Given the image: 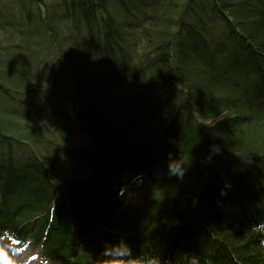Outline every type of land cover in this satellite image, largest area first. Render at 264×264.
I'll return each instance as SVG.
<instances>
[{
    "label": "trees",
    "instance_id": "16d2710c",
    "mask_svg": "<svg viewBox=\"0 0 264 264\" xmlns=\"http://www.w3.org/2000/svg\"><path fill=\"white\" fill-rule=\"evenodd\" d=\"M262 221L264 0H0V264H264Z\"/></svg>",
    "mask_w": 264,
    "mask_h": 264
},
{
    "label": "clouds",
    "instance_id": "9594fccd",
    "mask_svg": "<svg viewBox=\"0 0 264 264\" xmlns=\"http://www.w3.org/2000/svg\"><path fill=\"white\" fill-rule=\"evenodd\" d=\"M213 152H219L218 145L212 146ZM186 167L179 161L172 162L170 159L169 173L175 175L178 178H183L186 172ZM230 182L225 183V187L221 189V195L227 194V189L230 188ZM123 189L120 194H123ZM261 234H264V221L260 224L253 226ZM261 244L264 245V240H261ZM102 255L106 257L101 261V264H172L171 260H162L159 255L154 254H142L140 256H133L131 246L123 239L119 243L113 245H106L103 249ZM44 264H54L53 261L45 260ZM181 264H201L199 256L185 253L181 257Z\"/></svg>",
    "mask_w": 264,
    "mask_h": 264
},
{
    "label": "rangeland",
    "instance_id": "374dc122",
    "mask_svg": "<svg viewBox=\"0 0 264 264\" xmlns=\"http://www.w3.org/2000/svg\"><path fill=\"white\" fill-rule=\"evenodd\" d=\"M123 190L124 196L130 195V188L124 187ZM6 251V264H44V262L38 258L36 252L27 250L25 246L20 245L19 247L10 248Z\"/></svg>",
    "mask_w": 264,
    "mask_h": 264
},
{
    "label": "bare ground",
    "instance_id": "6f19581e",
    "mask_svg": "<svg viewBox=\"0 0 264 264\" xmlns=\"http://www.w3.org/2000/svg\"><path fill=\"white\" fill-rule=\"evenodd\" d=\"M46 1H48V0H46ZM64 10H68V11L72 10V7L65 6V9H62V10L60 9L57 11L56 16H61V14H62V12H64Z\"/></svg>",
    "mask_w": 264,
    "mask_h": 264
}]
</instances>
